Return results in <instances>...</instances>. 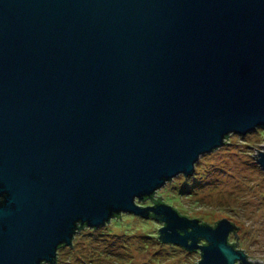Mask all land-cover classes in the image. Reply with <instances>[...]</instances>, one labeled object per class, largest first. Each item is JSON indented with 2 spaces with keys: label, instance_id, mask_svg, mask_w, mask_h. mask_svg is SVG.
<instances>
[{
  "label": "water",
  "instance_id": "obj_1",
  "mask_svg": "<svg viewBox=\"0 0 264 264\" xmlns=\"http://www.w3.org/2000/svg\"><path fill=\"white\" fill-rule=\"evenodd\" d=\"M255 126L264 0H0V264L51 259L75 220L100 229L162 177L191 175L226 132ZM161 208L216 233H200L206 264H225L217 243L233 221L138 211ZM167 215L160 240L192 249L193 230Z\"/></svg>",
  "mask_w": 264,
  "mask_h": 264
},
{
  "label": "clouds",
  "instance_id": "obj_2",
  "mask_svg": "<svg viewBox=\"0 0 264 264\" xmlns=\"http://www.w3.org/2000/svg\"><path fill=\"white\" fill-rule=\"evenodd\" d=\"M255 129H264V126H255L253 130ZM253 130L243 135L235 131H228L222 138L230 136L233 140L239 142V137L248 136ZM261 145H264V133L260 134L259 143L255 144L254 147L257 151H264V147H261ZM213 149H217V145L212 147L209 152L200 153L196 156L191 164V175H188L185 171H179L170 177H162L161 182L151 190L133 195L130 209L118 208L112 210L98 225L102 226L100 231L108 235H148L153 237L154 241H159L161 230L163 229L166 233L170 228L167 213H171L182 225H187L186 230L177 228L176 232H186L189 228L193 230L190 236L192 238L188 237L194 242L193 248L185 251L168 246L165 251L172 253V256L163 261H153L152 264H176L177 261L179 264H201L202 259L203 264H206L207 253L212 248V242L200 233L209 232L213 235L216 233L208 228H202L199 224H192L188 220L180 219L175 213L169 212L167 209H159V215L155 219H145L146 214L139 213L138 210L154 207L153 198L156 200L163 199L170 204L173 203L169 198L170 193L178 184H182L186 178L189 183L192 180L203 178L208 166L217 163L216 157L221 154L222 150L217 149L214 152ZM253 155H256V153H248V156ZM244 187L247 191L238 193L237 196L233 197L236 203L229 204L234 214L229 215L228 218L237 222V231L230 234L227 225H221V229H223L222 239L218 241L217 247L224 257L225 264H264V177H253L251 182H244ZM225 190L231 191L230 188ZM145 197L149 199L145 200ZM0 198H2L0 204H3L5 197L0 196ZM181 215L196 216V205H193L191 209L184 208ZM82 221L87 220L77 219L74 221L67 239L57 242L51 259H44L40 264H101V259H108L107 257H101L100 252L96 250L99 246H90V240L82 239L86 235L85 232H77L79 222ZM204 222L215 226L214 221L207 216L204 217ZM87 231L95 232V229L89 228ZM65 240H70V245L67 247L63 246ZM197 244L200 245L199 248L196 247ZM58 245H61V247L58 248ZM128 247L133 250L134 260H129L127 264H147V261L152 260V256L147 253L158 250L157 248L150 249L148 244L138 240L130 242ZM138 248H143L144 251H137ZM201 253H203V257ZM112 264H120V262L113 261Z\"/></svg>",
  "mask_w": 264,
  "mask_h": 264
},
{
  "label": "rangeland",
  "instance_id": "obj_3",
  "mask_svg": "<svg viewBox=\"0 0 264 264\" xmlns=\"http://www.w3.org/2000/svg\"><path fill=\"white\" fill-rule=\"evenodd\" d=\"M261 133H264V130L257 129L248 134V136L239 137V142L229 137L225 145L220 148L222 151L216 157L217 163L208 166L203 178L192 180L191 183L186 178L182 184H178L170 193L169 198L173 203L166 202V204L177 209L180 213L184 208L191 209L193 205H196L197 215L186 217L198 218L201 222H204L205 216L214 221L215 225L216 221L224 219L233 221L228 218L229 215L234 214L229 207L230 203H236L233 197L237 196L238 193L247 191L244 187L245 181L251 182L253 177H264V171L256 161L257 155L248 156L250 152L259 153L254 145L259 143ZM261 147H264V145H261ZM229 188L231 191L225 190ZM174 204L175 206H173ZM222 213L223 215H221ZM233 224L237 227L236 221H233ZM210 225L213 226L212 224ZM81 232L86 233L82 237L83 240H90V246H99L96 250L100 252L101 257L108 258L107 260L101 259V264H112L113 261L127 264L129 260H134L133 250L128 245L130 242L137 240L148 244L150 249H158L147 253L152 256V260L147 261V264H152L156 260L163 261L172 256V253L165 251L168 246L173 249L187 251L180 246L164 244L160 239L158 242H153L148 238V235H108L101 232L100 229L93 232L95 235L87 230ZM136 250L144 251L143 248ZM176 264H179V262L177 261Z\"/></svg>",
  "mask_w": 264,
  "mask_h": 264
},
{
  "label": "trees",
  "instance_id": "obj_4",
  "mask_svg": "<svg viewBox=\"0 0 264 264\" xmlns=\"http://www.w3.org/2000/svg\"><path fill=\"white\" fill-rule=\"evenodd\" d=\"M264 130V129H263ZM230 136H228L226 139H225V142L228 140V138H229ZM149 198H146L145 200H148ZM152 203L154 204V205H157V204H162V203H164V204H166V202L163 200V199H160V200H156V199H154L153 198V200H152ZM152 219H155L154 217H151ZM202 223H204V224H207V223H205V222H202ZM210 225V224H209ZM217 225V224H216ZM215 225V226H216ZM214 226V227H215ZM87 229H89L88 227H86V226H80L79 225V230H78V232H81V231H84V230H87ZM95 231H97V230H95ZM93 232H91V234H92ZM93 235H95V233H93ZM93 237V236H92ZM148 238L149 239H151L153 242H154V239H153V237H151V236H148ZM158 242V241H157ZM147 243H152V242H147ZM64 247H66V246H64Z\"/></svg>",
  "mask_w": 264,
  "mask_h": 264
},
{
  "label": "flooded vegetation",
  "instance_id": "obj_5",
  "mask_svg": "<svg viewBox=\"0 0 264 264\" xmlns=\"http://www.w3.org/2000/svg\"><path fill=\"white\" fill-rule=\"evenodd\" d=\"M0 202H2V198H0Z\"/></svg>",
  "mask_w": 264,
  "mask_h": 264
}]
</instances>
